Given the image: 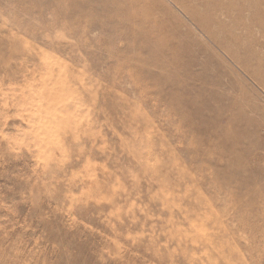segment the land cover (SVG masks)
<instances>
[{
  "label": "rangeland",
  "instance_id": "374dc122",
  "mask_svg": "<svg viewBox=\"0 0 264 264\" xmlns=\"http://www.w3.org/2000/svg\"><path fill=\"white\" fill-rule=\"evenodd\" d=\"M184 4L0 0V264H264V0Z\"/></svg>",
  "mask_w": 264,
  "mask_h": 264
},
{
  "label": "bare ground",
  "instance_id": "6f19581e",
  "mask_svg": "<svg viewBox=\"0 0 264 264\" xmlns=\"http://www.w3.org/2000/svg\"><path fill=\"white\" fill-rule=\"evenodd\" d=\"M175 2L178 4V5H180L187 13H193L194 14V12H195V8H192V6H188L187 4L185 5L184 4V0H175ZM215 6H216V8L217 7H220L221 6V4L220 3H216L215 4ZM141 8H142V10H143V13H142V22L144 23L143 25L145 26V25H147L148 26V28H158V29H161L160 31H165V32H168V25H163L162 23H160L159 25L157 24V23H155V22H153V21H151V20H148L149 22L148 23H145L147 20L146 19H148V18H151L154 14H155V9H153L150 5H148V4H146L145 5V7H142L141 6ZM191 8V9H190ZM144 18H146L145 20H143ZM210 28H212V27H210L209 25H207V30L209 31L210 30ZM213 40H214V43L216 42V45H220V47L225 51V53H227L230 57H232L233 58V60L237 63V64H239L243 69H244V71L246 72V73H249L250 75H251V77L252 76H256L258 79H259V82H260V84L262 85V87H264V78H263V75H264V70L262 69V68H260V67H257V66H253V65H251L250 63H249V61L246 63L245 62V60L244 59H241V58H239V56H236V55H234V54H238V51L237 50H235V49H237V48H235V47H229L228 45H230V43L229 42H225L223 39H221V37H218L217 35H215V36H210ZM165 39V41H167V44H169V43H173L172 42V39L171 38H164ZM233 49H234V52H233ZM253 78V77H252ZM97 93V92H96ZM73 95V94H72ZM70 95H68V97H69ZM96 96V95H95ZM72 98V97H71ZM69 99V98H68ZM67 99V100H68ZM72 100V99H71ZM185 104H187V105H189L188 103H185ZM190 106V105H189ZM70 109V108H69ZM139 109V108H138ZM123 110V109H122ZM66 112H67V108H66ZM76 114V113H75ZM147 118V117H146ZM156 125V124H155ZM73 126V125H72ZM154 126V125H153ZM83 127V126H82ZM154 129V128H153ZM160 131V130H159ZM88 132V131H87ZM91 133V132H90ZM88 134V133H87ZM162 134V133H161ZM137 136V135H136ZM137 138V137H136ZM147 138V137H146ZM145 138V139H146ZM149 139H150V137H149ZM184 169V168H183ZM242 258V257H241ZM234 264V263H233Z\"/></svg>",
  "mask_w": 264,
  "mask_h": 264
}]
</instances>
